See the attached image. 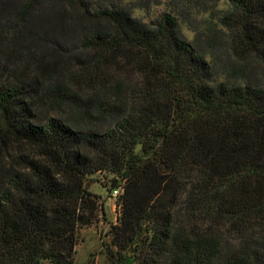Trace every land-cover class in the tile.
I'll use <instances>...</instances> for the list:
<instances>
[{
    "label": "trees",
    "instance_id": "16d2710c",
    "mask_svg": "<svg viewBox=\"0 0 264 264\" xmlns=\"http://www.w3.org/2000/svg\"><path fill=\"white\" fill-rule=\"evenodd\" d=\"M162 1L0 0V264H73L103 171L115 264H264V0Z\"/></svg>",
    "mask_w": 264,
    "mask_h": 264
},
{
    "label": "rangeland",
    "instance_id": "374dc122",
    "mask_svg": "<svg viewBox=\"0 0 264 264\" xmlns=\"http://www.w3.org/2000/svg\"><path fill=\"white\" fill-rule=\"evenodd\" d=\"M124 1L131 2L133 0ZM171 7H173L171 0H163L162 3L153 5L148 11L135 8L134 15L144 21H152L163 12L169 11ZM218 8L226 10L228 8V0H221ZM195 16L198 22L203 18L202 15ZM203 22L202 20L200 23L202 24ZM182 28L187 37L193 40L194 33L189 29V26L183 23ZM115 177L114 173L103 171L92 174L87 179V188L99 196V200L103 203L104 213H101L99 221L93 226L80 229L73 264H115V261L107 254L105 245V243H110L109 230L113 224L118 222L119 216V209L116 204L118 194L114 195L111 192L112 189H109L111 180ZM42 264L52 263L44 261Z\"/></svg>",
    "mask_w": 264,
    "mask_h": 264
},
{
    "label": "built area",
    "instance_id": "2783aa9c",
    "mask_svg": "<svg viewBox=\"0 0 264 264\" xmlns=\"http://www.w3.org/2000/svg\"><path fill=\"white\" fill-rule=\"evenodd\" d=\"M121 192H122V189L121 188L115 189L113 191L114 195L120 194Z\"/></svg>",
    "mask_w": 264,
    "mask_h": 264
}]
</instances>
